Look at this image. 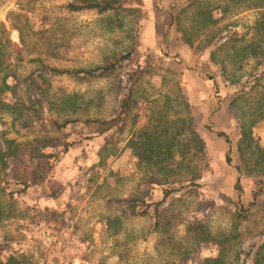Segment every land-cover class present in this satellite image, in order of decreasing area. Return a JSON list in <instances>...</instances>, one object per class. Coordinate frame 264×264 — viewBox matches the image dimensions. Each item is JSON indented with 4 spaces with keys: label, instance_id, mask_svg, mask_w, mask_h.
Wrapping results in <instances>:
<instances>
[{
    "label": "rangeland",
    "instance_id": "obj_1",
    "mask_svg": "<svg viewBox=\"0 0 264 264\" xmlns=\"http://www.w3.org/2000/svg\"><path fill=\"white\" fill-rule=\"evenodd\" d=\"M70 1L0 0V23L7 31H12L14 22L10 13L26 17V25H19L31 49L21 62L14 61V51L9 57L10 69L19 78L15 84L21 106L18 113L0 114V144L4 139L22 141L44 134L49 120L109 116L125 91L128 72L141 66L144 73L137 88L145 96L167 97L175 106L180 86L193 128L207 141L210 170L193 192L174 194L180 201L165 204L161 224L152 231V207L145 216H132L125 208L128 198L146 203L161 199L160 187L141 180L158 170L143 175L137 168L129 129L95 135L73 123L67 128L72 144L53 149L59 158L41 183L18 192V187L5 184L8 171L0 167V189L5 190L0 192V264H213L210 259L218 252L209 238L221 232H229L236 244L226 254L227 264H240L250 246L264 240L259 238L264 231V186L246 221L233 215L237 204L250 202L255 190V177L238 176L235 170L240 162V128L251 126L252 136L264 146V109L260 108L264 77H259L264 55L257 61L248 55L234 59L227 55L230 44H225L215 53L217 59H224L223 74L209 57L216 49L212 38L226 36L227 42L234 32L237 39L243 38L237 46L249 40L261 9L225 0H202L191 8L189 0H125L126 6L139 4L140 9L69 13L63 6ZM215 4L226 6V14L216 24H202L197 10ZM213 15L219 18V13ZM38 30L46 31L43 36L52 47L31 35ZM11 37L16 41L15 32ZM128 51L131 58L123 61L114 81L112 76L78 80L50 70H87L108 56ZM40 73L46 80L37 79L41 90H34L28 79L22 82ZM209 77L217 82V89ZM6 83L14 81L7 78ZM50 99L59 107L49 109ZM219 132L227 136L229 145L224 136L216 135ZM227 153L230 164L225 161ZM190 224L202 229L191 231Z\"/></svg>",
    "mask_w": 264,
    "mask_h": 264
},
{
    "label": "trees",
    "instance_id": "obj_2",
    "mask_svg": "<svg viewBox=\"0 0 264 264\" xmlns=\"http://www.w3.org/2000/svg\"><path fill=\"white\" fill-rule=\"evenodd\" d=\"M201 1L189 0L188 6L191 8L200 4ZM228 1L235 2L236 5H245L247 8L250 6L259 7L261 10L250 28L252 30L251 37L249 40H245L241 46H237L235 43L241 42L243 38L241 40L237 39L238 37L234 32L227 38V42L224 40L226 36H218L212 38V41L210 40L212 46H216V49L214 53L211 51L209 59L212 63L219 65V71L222 74L226 70L224 59H217L215 53L224 49L225 44H230L227 55L234 59L239 55V60H241L248 55L257 61V58L264 55V0H225V3L228 4ZM126 3L125 0H73L67 2L63 7L69 13L94 11L96 14L140 9L139 4L137 6H131V4L126 6ZM214 11L219 13V18L213 15ZM226 12V6L221 7L215 4L205 11L197 10L196 15L197 18L201 19L202 24H209L210 26L218 23ZM10 17L14 20L10 24L11 32L5 29L3 23H0V114L18 113L21 106L17 98V84H15V81L17 82L19 78L10 69L9 64L11 51L15 53V62L23 61L24 56L31 52V49L27 48V41L24 39V29L19 25L23 23L26 25V17L20 13H10ZM13 32L16 33V41L12 40L11 34ZM45 32V30L33 31L31 35H38V40L42 41L40 44L52 47L51 40L43 36ZM61 45L62 43L56 44L54 48L57 49ZM131 55L132 52L128 51L124 55L108 56L102 64L87 70H59L55 68H50V70L58 76L64 74L74 75L78 80L106 79L112 76L114 81L120 75L119 71L123 61L130 59ZM259 63L261 62L259 61ZM128 73L125 91L109 116L84 118L80 121L68 118L63 119L61 122L49 120L46 125L47 131L44 134L22 141L4 139L0 144V167L8 171L9 180L6 179L5 184L16 186L18 192H24L29 187L45 180L51 174L53 165L59 158V154L53 152V149L58 147L67 149L72 144L69 140L70 134L67 132V128L73 123L79 122L84 131L95 135H103L107 132H123L125 129H129L131 133L129 147L137 168L143 170V175H146L153 168L156 171L158 170L157 173L151 172L149 178L146 176L141 180L144 184L160 187L161 199L156 203H146L142 198H128L124 200L125 208L132 216H145L152 207L154 216L152 231H156L161 224V209L165 204L171 205L175 201H180V198H175L174 194L181 190H184V193L193 192L199 186V180L209 172L210 166L205 154V142L202 136L193 128L191 111L186 99H184L185 96L180 93V86L178 85L177 89L179 94L173 99L177 104L172 106V101L167 97L145 96L144 91L138 90V83L144 73L141 66ZM259 77H264V69ZM7 78H12L14 83L8 85L6 83ZM27 79L30 80V86L33 85L34 90L42 88L37 83V79L42 83H46L42 73L36 75V77L28 75L22 82ZM209 79L212 80V84L217 89V82L211 77ZM226 82L232 85L236 84L232 79H227ZM30 86L28 85L27 89ZM6 94L11 96L10 100H5L4 96ZM48 101L50 103L49 109L54 106L59 107L55 100L50 99ZM34 102L39 104L38 99H35ZM260 108L264 109V102H262ZM216 135L224 136L225 142L229 145L230 142L227 136L221 132L216 133ZM237 153L240 162L235 165V170L238 176L243 174L255 177V190L251 194V201L247 204L239 202L233 210L235 218L244 222L250 215L251 208L255 206V200L264 186L262 178L264 177V146H261L252 136L251 126L247 127L246 130L240 128ZM225 161L227 164L231 163L228 153L225 156ZM235 189L240 192L239 187L236 186ZM0 192L3 194L5 192L4 188L1 187ZM190 225H188V229L191 231L202 229L200 224ZM259 234V238L264 237V231ZM209 241L212 242L218 252L215 258H211L210 261L213 264H227L226 254L229 251L233 252L236 246L235 242H232L229 232H221L210 236ZM248 262L250 264H264V240L253 243L240 264H247Z\"/></svg>",
    "mask_w": 264,
    "mask_h": 264
},
{
    "label": "crops",
    "instance_id": "obj_3",
    "mask_svg": "<svg viewBox=\"0 0 264 264\" xmlns=\"http://www.w3.org/2000/svg\"><path fill=\"white\" fill-rule=\"evenodd\" d=\"M204 142H205L206 147H208V146H207V145H208V144H207V141H204Z\"/></svg>",
    "mask_w": 264,
    "mask_h": 264
}]
</instances>
